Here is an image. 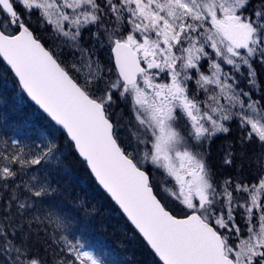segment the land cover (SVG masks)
Here are the masks:
<instances>
[{"label":"snow or ice","instance_id":"obj_1","mask_svg":"<svg viewBox=\"0 0 264 264\" xmlns=\"http://www.w3.org/2000/svg\"><path fill=\"white\" fill-rule=\"evenodd\" d=\"M0 264H264V0H0Z\"/></svg>","mask_w":264,"mask_h":264},{"label":"trees","instance_id":"obj_2","mask_svg":"<svg viewBox=\"0 0 264 264\" xmlns=\"http://www.w3.org/2000/svg\"><path fill=\"white\" fill-rule=\"evenodd\" d=\"M111 223V222H110ZM93 239H98L112 247H116L119 242V237L117 235H113L111 228L105 230L103 226L96 225L92 230ZM139 256V253H136Z\"/></svg>","mask_w":264,"mask_h":264}]
</instances>
